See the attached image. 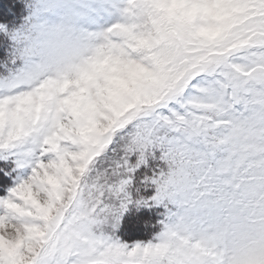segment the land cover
I'll list each match as a JSON object with an SVG mask.
<instances>
[{"label": "snow or ice", "instance_id": "obj_1", "mask_svg": "<svg viewBox=\"0 0 264 264\" xmlns=\"http://www.w3.org/2000/svg\"><path fill=\"white\" fill-rule=\"evenodd\" d=\"M10 36L0 160L27 175L0 196V264H264V0H34ZM150 203L157 231L118 238Z\"/></svg>", "mask_w": 264, "mask_h": 264}, {"label": "rangeland", "instance_id": "obj_2", "mask_svg": "<svg viewBox=\"0 0 264 264\" xmlns=\"http://www.w3.org/2000/svg\"><path fill=\"white\" fill-rule=\"evenodd\" d=\"M19 1L22 3V5L20 6L21 15H18L16 17V21L10 23L9 25H5L3 22H0V25L6 26V31H0V41L2 40L1 45L4 46L5 50H6L5 56L1 57V59H0V75H7V74H9V72H14V71H16L17 68L22 66V61H20V60H16L15 63L12 62L14 57H15V54H16L15 50H16L17 46H16L15 42L11 39L10 34L14 31L21 29L25 25L26 20L31 15L32 5L34 4V0H19ZM0 4L3 5L1 2H0ZM48 19L54 21L56 19V17L50 15V16H48ZM136 159H137V157L134 155V156H132L130 162L134 164L136 162ZM146 159H147L146 164L141 165V167L139 169H137L136 172L133 174V177H132L133 183H134V180L137 179V177H140V178L143 177V181L145 182V180H146V182H147L148 178H151L153 173L157 169L164 166L162 161L159 160V152H155L154 156H147ZM0 161H4V160H0ZM6 162L7 163L10 162V164H12L13 169H15V167H16L15 163L11 159L7 160ZM9 173H10V175H12L11 180L9 181L10 182L9 184H12L15 181L14 179L17 176H20L21 178L22 177L26 178V175H27L26 172L19 171V170H17L16 172H13L12 170H10ZM147 185H148V188L152 191V193L149 197H146L145 199H149L155 193V186L148 183V182H147ZM8 187H9V185L4 187V189L0 191V196L6 194V188H8ZM132 191H133V184H132ZM139 198H133V199L135 200V199H139ZM131 209L151 210V213L153 214L152 216H156L155 220H153L151 222V224H152L151 225V234H153L154 232L157 231V229L159 227L158 222L163 218L162 214L165 212V209L163 206H156V205H153L151 203L149 204V206L141 205L139 207H137L135 204H132L129 206L128 211L122 217L119 228L123 224L125 217L128 215V213ZM159 211H162V213L159 214ZM120 239L122 241L128 242V243L133 242V241H126L122 238H120Z\"/></svg>", "mask_w": 264, "mask_h": 264}, {"label": "trees", "instance_id": "obj_3", "mask_svg": "<svg viewBox=\"0 0 264 264\" xmlns=\"http://www.w3.org/2000/svg\"><path fill=\"white\" fill-rule=\"evenodd\" d=\"M0 22L9 25L16 21V17L21 15L20 6L22 3L19 0H0ZM3 11V12H2ZM2 41V40H1ZM0 41V59L5 56V47L1 45ZM0 169L10 172L11 166L7 163L0 162ZM2 176V174H0ZM11 176H2L0 183L5 186L9 185ZM4 188H0V191ZM137 191L139 195H136ZM152 191L148 188L147 182L143 181V177H137L133 183V198L149 197ZM162 211H159V214ZM151 210L131 209L125 217L123 224L116 230V235L126 241H136L146 239L151 236V222L155 220L156 216H152Z\"/></svg>", "mask_w": 264, "mask_h": 264}, {"label": "crops", "instance_id": "obj_4", "mask_svg": "<svg viewBox=\"0 0 264 264\" xmlns=\"http://www.w3.org/2000/svg\"><path fill=\"white\" fill-rule=\"evenodd\" d=\"M22 178H25V177H22Z\"/></svg>", "mask_w": 264, "mask_h": 264}]
</instances>
